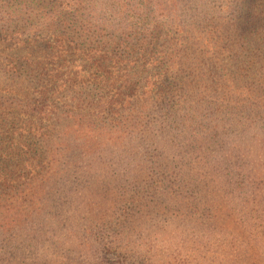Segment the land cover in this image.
<instances>
[{
  "label": "rangeland",
  "instance_id": "obj_1",
  "mask_svg": "<svg viewBox=\"0 0 264 264\" xmlns=\"http://www.w3.org/2000/svg\"><path fill=\"white\" fill-rule=\"evenodd\" d=\"M106 1L94 3L100 14ZM184 1L190 11L179 23L197 31L185 37L167 26L153 39V55L168 52L170 62L122 72L136 81L138 129L122 120L117 132L82 144L85 132L56 126L51 150L63 156L45 169L37 205L1 223L0 264H264V0H231L229 12L223 0H206L220 20L198 19L194 0ZM89 30L71 33L78 47L107 39ZM19 36L35 40L28 48L49 76L40 85L53 86L63 111L73 98L103 94L85 78L94 68L83 54L52 48L42 31ZM24 74L8 82L0 71V94L32 97L41 86ZM49 146L37 141L33 155Z\"/></svg>",
  "mask_w": 264,
  "mask_h": 264
},
{
  "label": "trees",
  "instance_id": "obj_2",
  "mask_svg": "<svg viewBox=\"0 0 264 264\" xmlns=\"http://www.w3.org/2000/svg\"><path fill=\"white\" fill-rule=\"evenodd\" d=\"M4 1L10 5H0V42L5 44L2 50L7 52L6 55L0 52V71L7 75L5 79L8 82H21V76L25 73L27 80L24 81L27 85L34 86L40 85L49 77L46 76V66H42V61H39L37 50L32 52L28 48V43L34 44L35 40L21 39L19 36L21 33L33 35L42 31L52 39V48L63 50L68 47L71 51L83 54L85 60L90 62V67L94 68V71L84 73L85 78L91 83L97 82L103 90V94L97 99L73 98V108L69 111H63L56 101L51 99L52 85L49 82L48 88L47 84L43 85L44 87L40 85V90L39 86H35V94L32 97L22 98L21 90H17L16 94L22 99H18L16 95L0 94V225H9L20 216L19 211L23 206L28 204L27 207L32 208L37 205L42 186L48 181V178L44 177L45 169L51 167L52 164L49 163L59 160L56 157L63 156L58 150V145L56 149L51 150L54 143L49 139L55 134L56 138H59L55 127L60 126L71 135L85 132L82 144L117 132L121 128L119 125L122 120L124 126L131 131L137 130L136 124H139L140 117L131 113L138 102L135 93L136 81L132 75L122 72L130 65L133 68L147 66L148 71L160 67L165 60L170 62L168 52H160V57L153 55V39L161 30L174 28L186 37L197 29L187 30V24L179 23L186 13L184 9L190 11L184 0H107L102 6L103 14L95 7L99 0ZM223 1V10L231 11V0ZM239 1H248L251 4L260 0H236ZM194 2L197 13L203 12L198 19L203 16L202 19L206 20L208 15L221 19V12L216 15L213 9L208 8L206 0L203 7L207 8V11L200 9L204 0ZM260 8L264 9V3L261 1ZM84 10H87L86 13H82ZM80 13L84 17V23L78 27ZM99 16L103 18L100 19ZM99 22L103 28H99ZM91 27L104 32L107 39L99 46L89 42L87 48L78 47L71 33L79 30L77 38H80L89 33ZM55 77L57 74L50 76L51 80ZM11 102L17 112L27 118L13 115L5 105ZM140 108H145V105ZM47 121L53 123L43 124ZM37 141L50 145L49 150L44 149L43 155H33V151H36L33 146ZM13 158L16 159L15 162L11 161ZM44 163H47L46 166Z\"/></svg>",
  "mask_w": 264,
  "mask_h": 264
}]
</instances>
